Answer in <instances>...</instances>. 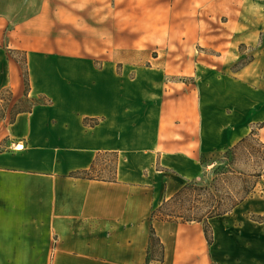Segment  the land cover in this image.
Masks as SVG:
<instances>
[{
	"label": "crops",
	"instance_id": "0c3cea01",
	"mask_svg": "<svg viewBox=\"0 0 264 264\" xmlns=\"http://www.w3.org/2000/svg\"><path fill=\"white\" fill-rule=\"evenodd\" d=\"M23 98L0 119V264H89L109 238L100 264H146L153 205L264 121V0H0V101ZM108 154L112 179L80 175ZM215 219L212 244L155 220L154 264H264V220Z\"/></svg>",
	"mask_w": 264,
	"mask_h": 264
},
{
	"label": "trees",
	"instance_id": "16d2710c",
	"mask_svg": "<svg viewBox=\"0 0 264 264\" xmlns=\"http://www.w3.org/2000/svg\"><path fill=\"white\" fill-rule=\"evenodd\" d=\"M26 81L28 88L27 73ZM24 110L28 109L22 108L12 114V120L18 112ZM263 126L264 121L254 123L246 136L212 160L208 165L211 169L207 167L209 170L206 169L203 174L210 172L212 176L209 183L200 181L201 177L190 179L175 194L152 209L146 264L154 260L163 262L165 259V245L156 232L155 220L201 222L209 244L214 242L210 220L232 213L250 198L264 179V140L260 135ZM93 170L82 171L80 175L100 178L90 175ZM252 216L255 221H261L254 218V213Z\"/></svg>",
	"mask_w": 264,
	"mask_h": 264
},
{
	"label": "rangeland",
	"instance_id": "374dc122",
	"mask_svg": "<svg viewBox=\"0 0 264 264\" xmlns=\"http://www.w3.org/2000/svg\"><path fill=\"white\" fill-rule=\"evenodd\" d=\"M4 96L7 98L9 95L7 93ZM29 106H31V102L27 98H23L21 102L17 103L11 109H9L7 100L0 101V119L4 117L7 111L9 110L12 115L16 113L18 110L22 108H28ZM212 160L213 159H208L207 167L212 162ZM209 169H211V166H209ZM115 170H116V155L108 154V155H105L102 161H100L96 165L95 169L90 173V175L94 177L105 178L108 180L114 177ZM211 176L212 175L210 174V172H206V175H203L200 178V181L209 183L211 181ZM159 203L158 202L155 203L153 205V208L158 206ZM262 205H264V179L261 183H259L255 192L250 196V198L240 208H238V210H236L234 214L227 216V218L219 217L218 219H215L213 223L215 225H218L219 223H222L225 220L227 222L229 221L228 223L233 225L235 223L234 217H237V216H241V217L246 216L247 218L255 221L252 216L253 213H254L255 219L264 220V214H259L256 212V211L259 212V207H261ZM237 222L238 221H236V223ZM97 241L99 240L93 239L91 251L88 254L90 258H87L85 260L86 262H89V264H100L99 263L100 259L111 261L113 258L117 256V248L119 247V245L117 244L115 239H110V238L107 240L102 239L101 245H99ZM71 260L79 261V259L74 255H71ZM108 264H116V263L109 262ZM150 264H154V261L151 262Z\"/></svg>",
	"mask_w": 264,
	"mask_h": 264
},
{
	"label": "built area",
	"instance_id": "2783aa9c",
	"mask_svg": "<svg viewBox=\"0 0 264 264\" xmlns=\"http://www.w3.org/2000/svg\"><path fill=\"white\" fill-rule=\"evenodd\" d=\"M25 147V143L24 142H22V141H20V142H18L16 145H15V148L16 149H23Z\"/></svg>",
	"mask_w": 264,
	"mask_h": 264
}]
</instances>
